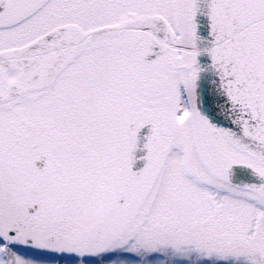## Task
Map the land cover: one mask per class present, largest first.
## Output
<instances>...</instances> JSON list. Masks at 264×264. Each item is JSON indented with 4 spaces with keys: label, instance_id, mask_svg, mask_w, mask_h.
<instances>
[{
    "label": "snow or ice",
    "instance_id": "6c2138e0",
    "mask_svg": "<svg viewBox=\"0 0 264 264\" xmlns=\"http://www.w3.org/2000/svg\"><path fill=\"white\" fill-rule=\"evenodd\" d=\"M0 264H264V0H0Z\"/></svg>",
    "mask_w": 264,
    "mask_h": 264
}]
</instances>
